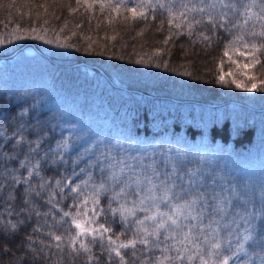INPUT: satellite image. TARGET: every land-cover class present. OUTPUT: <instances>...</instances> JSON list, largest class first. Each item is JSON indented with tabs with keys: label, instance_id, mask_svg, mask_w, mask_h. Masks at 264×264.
<instances>
[{
	"label": "trees",
	"instance_id": "1",
	"mask_svg": "<svg viewBox=\"0 0 264 264\" xmlns=\"http://www.w3.org/2000/svg\"><path fill=\"white\" fill-rule=\"evenodd\" d=\"M234 2L242 12L251 0ZM133 3L143 16L134 17L129 11ZM141 3L145 7H137ZM173 3L179 0H0V60L26 47L35 48L39 59L28 64L17 79L0 78V264H108L107 252L99 242L92 244L91 236L78 238L75 245L79 249L83 240L90 253L81 250L77 254L70 246L69 236L78 230L63 213L75 214L77 205L81 212L87 207L88 217L93 207L104 210L93 217L96 223L90 227L111 228L104 234L105 244L109 235L125 243L133 238L134 221L145 213L137 210L124 221L119 208L125 201H110L111 191L100 194L99 205L91 199L87 205L82 203L90 188L83 189L84 195L77 200L73 199L77 193H70L71 187L87 180L90 165L104 159L102 153L133 166L125 167L121 179L150 175L149 166L161 174L170 172L175 163L185 170H198L205 191L221 192L235 185L260 208L264 91L237 89L228 77L227 84L216 81L223 62L225 73L231 70L236 79L251 84L238 68L242 62L252 65L251 55L239 56L227 47L239 34L237 29L231 33L219 26L213 29L206 17L191 35L187 22L179 29L174 26L178 20L170 25L167 6ZM228 19L243 22L242 16L232 12ZM201 32L210 40H203ZM245 39L251 42L253 38ZM261 42L256 38L257 44ZM256 55L260 63L248 72L256 77L259 89L264 81V49ZM21 137L43 140L39 154L32 156L33 164L40 161L37 169L27 164L21 167L28 150L23 141L17 144ZM65 139L73 147L61 152L62 163L61 155L44 157ZM181 154L190 157L179 162ZM93 176L98 183V169ZM132 199L128 198L127 207L132 206ZM109 205L117 211H110ZM230 218L226 216L221 224ZM253 227L257 239L264 236L260 221H254ZM54 236H61V241ZM144 249L137 243L135 256L133 249H121L126 264H140L151 255ZM226 254L231 257L229 264H261L264 256L254 241L236 256ZM89 255L94 257L91 262ZM111 264H119L115 253Z\"/></svg>",
	"mask_w": 264,
	"mask_h": 264
},
{
	"label": "snow or ice",
	"instance_id": "2",
	"mask_svg": "<svg viewBox=\"0 0 264 264\" xmlns=\"http://www.w3.org/2000/svg\"><path fill=\"white\" fill-rule=\"evenodd\" d=\"M147 6L154 7L151 4ZM159 6L161 8L166 7L164 4ZM137 7L143 8L145 4L141 3ZM254 8L258 11H253ZM129 11L133 13L134 17L144 15L143 12L138 13L137 8H131ZM167 11L170 17L169 24H173V19L178 20L179 23L174 26L179 29L182 24L187 22L189 35L192 34L195 25L205 22V17L207 23L213 29L219 26L229 33L232 29H237L239 34L234 35L227 47L242 44L244 48H250L249 54L251 55L252 65L245 64L243 65L244 69L260 63L256 53L264 49V42L257 44L256 38L264 41V0H251L250 3L243 5L242 12L234 0H196V2H193V0H186V2L185 0H179L178 4L173 3L171 6H167ZM229 12L236 16H242L243 22L241 23L239 19L229 20ZM193 13L198 14L200 18L197 19L196 16L192 15ZM250 21H252L251 26L247 27ZM199 35L205 41L210 40V37L203 32ZM246 36L252 37V41L246 40ZM47 42L51 43V41ZM165 43H167V40ZM224 55L228 56L229 53L225 51ZM240 55H245V53L241 52ZM232 63L235 64L236 61H232ZM157 66L159 67V65ZM183 74L190 75V73ZM241 75L251 81V84H244L236 79L231 70L225 73L223 62H221L216 81L227 84L228 79L226 77H228L231 78L230 83L237 89H243L247 92L264 91V81H260L261 87L258 89L255 76H249L246 72H242ZM20 127L23 128L24 126L21 125ZM21 141L28 145L25 158L21 161V167H25L27 164L31 165L33 169H37L40 161L36 160L33 164L32 156L33 154H39L43 140L24 141V138L21 137L17 144H20ZM33 144H35V147L32 146ZM13 147L15 148L16 145H13ZM72 147L73 144L65 139L57 144L56 149L46 151L44 157H48L51 153L55 158V156L61 155V152H67ZM102 155H104L103 160L98 159L95 165H90V170L86 173L87 180L82 185L71 187L70 193H77V196H74L73 199L77 200L84 195L83 189L90 188L91 191L82 203L87 205L88 199H91L93 205H99L100 194L111 191L110 201L121 199L125 201L119 208L122 220L127 221V217L134 216L137 210L145 213V215L143 218L135 219L132 239H129L126 243L118 242L119 236L113 239L109 235L105 244L104 234L111 232V228L105 227L103 224L98 225L97 228L90 227L96 223L93 217L99 216L104 211L103 209L98 210L93 207L91 209L92 217H88L89 210L87 207L81 212L79 205H77L75 214L65 211L63 216L71 217L72 225L78 230L75 236H69V244L77 254L81 250L85 253L91 252V248L83 240L79 242V249L75 247L78 238L88 236H91L92 244L99 242L101 249L107 252L108 264H111L112 253L119 257V264H126L121 249L131 248L133 249V256H135L137 243L144 245V251L151 254L141 259L140 264H194V261H198L199 264H229L231 257L226 253L236 256L238 253L244 252L245 244L249 241H254L264 252V236L257 239L253 227L254 221H260L264 225V187L260 191L261 206L256 208L254 200L249 198L245 192H241L235 185L225 188L221 192L214 189L211 192L205 191L206 184L203 179L199 178L198 170H185L173 163L170 172L166 171L161 174L156 167L149 166L151 168L150 175H143V178L129 176L127 179H121L125 167L132 168L133 166L125 165L123 160H116L113 156L103 153ZM110 161H115V163ZM60 162H63L62 155ZM97 169L100 172L98 183L93 176V171ZM84 171V169H81V172ZM36 174L39 175V172L37 171ZM31 175L32 172L29 171V176ZM24 182L27 183V179ZM56 183L58 186L60 185V181ZM69 183H71V180H69ZM214 183L215 181H213ZM28 191L29 189L26 188L25 192ZM224 192L227 195H224ZM36 195H39V192ZM129 197H134L131 200V207L126 206ZM51 202L50 199L49 203ZM161 205L166 210H162ZM109 210L113 213L117 211L111 209V205H109ZM229 215H231L230 220L221 224V221ZM81 216L86 217V219L82 221ZM216 216H219V219L214 218ZM205 220L208 221L207 224H205ZM147 221H151V224L146 225ZM240 221H243V227ZM231 225L235 227L233 228ZM12 227L15 228L16 226L12 225ZM222 230H227L223 236L221 235ZM233 236H235V244H233ZM54 239L61 241L62 237L54 236ZM205 246L207 247L205 248ZM56 247L59 249L60 245L57 244ZM157 251L159 255H156ZM5 252H7V249H5ZM245 254L247 253L245 252ZM93 259L94 257L91 255L88 256L89 262ZM261 264H264V256H261Z\"/></svg>",
	"mask_w": 264,
	"mask_h": 264
},
{
	"label": "rangeland",
	"instance_id": "3",
	"mask_svg": "<svg viewBox=\"0 0 264 264\" xmlns=\"http://www.w3.org/2000/svg\"><path fill=\"white\" fill-rule=\"evenodd\" d=\"M122 1H126V0H122ZM133 7L136 8L134 3H133ZM232 50L239 56H244V57L250 56L249 54L250 49L244 48L242 44H237L236 46L232 47ZM241 52L245 53V55H240ZM38 60L39 59L37 58V52L33 47L25 48L22 52L17 53L14 56L0 60V78L1 79L3 78L5 80L17 78L23 72V70L27 68L28 64L36 63ZM245 64L250 65V63L248 62H242L238 64L240 73L246 72L247 75L251 76L250 73L248 72L251 66L248 69H244L243 65ZM180 160L184 161L185 159H180ZM150 224L151 223L149 221L146 222V225H150Z\"/></svg>",
	"mask_w": 264,
	"mask_h": 264
}]
</instances>
